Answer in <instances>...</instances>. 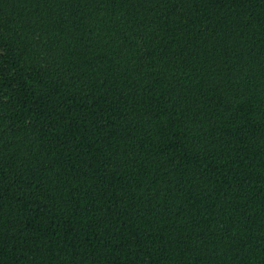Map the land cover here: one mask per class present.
I'll return each mask as SVG.
<instances>
[{
    "label": "trees",
    "instance_id": "obj_1",
    "mask_svg": "<svg viewBox=\"0 0 264 264\" xmlns=\"http://www.w3.org/2000/svg\"><path fill=\"white\" fill-rule=\"evenodd\" d=\"M0 264H264V0H0Z\"/></svg>",
    "mask_w": 264,
    "mask_h": 264
}]
</instances>
